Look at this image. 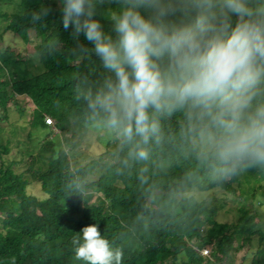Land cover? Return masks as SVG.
<instances>
[{"label": "trees", "instance_id": "16d2710c", "mask_svg": "<svg viewBox=\"0 0 264 264\" xmlns=\"http://www.w3.org/2000/svg\"><path fill=\"white\" fill-rule=\"evenodd\" d=\"M21 5L18 13L0 12L7 38L4 30L0 37L9 41L14 34L28 43L34 31L44 71L11 83L0 78V105L15 94L29 97L35 106L32 127L49 126L47 117L60 130L71 119L89 122L86 101L77 92H95L107 75L97 58L76 50L77 43L91 45L83 34L77 41L71 27L63 28L61 0H21ZM42 5L51 11L43 24L33 25L29 14ZM98 18L109 30L110 23ZM53 40L59 43L50 50ZM8 49L0 53V76L4 66L25 60ZM185 123L180 112L162 118L160 141L150 144L149 158L142 161L130 158V146L121 147L113 134L107 143L114 146V161L99 174L98 159L72 165L65 150L54 151L46 168L32 174L42 198L28 193L29 180L5 163L9 150L0 141V264H86L75 259L72 240L82 238V228L90 224L122 250V264H236L235 254L246 247L252 255L247 264H264V226L256 212L242 207L236 221H218L216 207L191 194L214 189L233 194L240 172L222 179L202 164L181 137ZM248 172L246 180L256 183L264 198V169Z\"/></svg>", "mask_w": 264, "mask_h": 264}, {"label": "clouds", "instance_id": "9594fccd", "mask_svg": "<svg viewBox=\"0 0 264 264\" xmlns=\"http://www.w3.org/2000/svg\"><path fill=\"white\" fill-rule=\"evenodd\" d=\"M61 4L63 28L91 45L77 43L76 50L97 58L107 74L95 92L77 96L98 127L130 146V158L147 160L150 144L160 141L161 119L180 112L182 139L220 178L264 169V0ZM50 11L42 5L29 20L43 24ZM81 233L72 240L76 260L122 264V250L97 224Z\"/></svg>", "mask_w": 264, "mask_h": 264}, {"label": "rangeland", "instance_id": "374dc122", "mask_svg": "<svg viewBox=\"0 0 264 264\" xmlns=\"http://www.w3.org/2000/svg\"><path fill=\"white\" fill-rule=\"evenodd\" d=\"M21 8V0H0L1 14H15ZM4 19L0 17V34L3 30L5 34L7 20ZM29 35L28 43L14 34L8 38L9 41L6 39V34L5 39L0 37V53L4 52L5 48H9V52L14 56L19 54L20 58H25L19 66H4L6 71L1 73V80L11 83L16 79H23L30 74L35 75L44 71L39 55L35 53V45L39 39L32 30ZM2 61L0 59V63ZM34 108L29 97L17 94L13 96V99H8L6 106L0 105V141L9 150L4 156V161L6 164L12 163L15 171L23 173L29 180L28 193L39 198L45 196L32 174L44 170L49 158L54 154V151L59 149H63L69 154L72 165H84L92 159H98L99 166L96 168L98 174V169L104 170L107 162L114 161L111 158L114 146L107 143L113 134L98 127L91 119L87 123L71 119L66 128L60 130L56 127L55 120L47 117L45 122L49 126L45 128L32 127L30 120ZM100 157L102 162H100ZM248 175V170L240 172V183L235 186L233 194L221 189L196 191L191 194L195 193L199 199H205L209 206H215L218 221H236L241 214L240 209L244 207L256 212L260 225L264 226V198L258 195L260 189L257 188V184L246 180ZM254 190L255 196L252 195ZM251 257V251L246 247L235 254L234 262L247 264Z\"/></svg>", "mask_w": 264, "mask_h": 264}, {"label": "bare ground", "instance_id": "6f19581e", "mask_svg": "<svg viewBox=\"0 0 264 264\" xmlns=\"http://www.w3.org/2000/svg\"><path fill=\"white\" fill-rule=\"evenodd\" d=\"M203 253H204V254L208 253V250H207V249H206V250H204V251H203Z\"/></svg>", "mask_w": 264, "mask_h": 264}]
</instances>
